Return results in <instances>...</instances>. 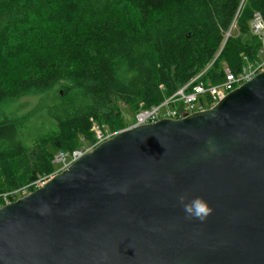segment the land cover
I'll use <instances>...</instances> for the list:
<instances>
[{
  "label": "water",
  "instance_id": "water-1",
  "mask_svg": "<svg viewBox=\"0 0 264 264\" xmlns=\"http://www.w3.org/2000/svg\"><path fill=\"white\" fill-rule=\"evenodd\" d=\"M0 264H264V71L212 108L118 130L1 206Z\"/></svg>",
  "mask_w": 264,
  "mask_h": 264
},
{
  "label": "trees",
  "instance_id": "trees-1",
  "mask_svg": "<svg viewBox=\"0 0 264 264\" xmlns=\"http://www.w3.org/2000/svg\"><path fill=\"white\" fill-rule=\"evenodd\" d=\"M240 1L51 0L55 5L47 6V21L59 26L47 30L41 0H0V105L34 90L46 93L33 115L56 127L43 135L22 130L28 117L0 118V167L5 169L0 201L4 193L53 172L56 152L92 144V117L117 131L134 121H124V105L136 113L141 101L146 107L160 104L213 59L203 80H221L223 65L238 70L241 54L254 56L258 46L249 21L264 10V0H247L238 33L215 58ZM54 40L55 49L56 42L47 43ZM49 144L56 149L50 154ZM15 162L24 164L23 178L13 171ZM26 172L32 177L22 181Z\"/></svg>",
  "mask_w": 264,
  "mask_h": 264
},
{
  "label": "built area",
  "instance_id": "built-area-1",
  "mask_svg": "<svg viewBox=\"0 0 264 264\" xmlns=\"http://www.w3.org/2000/svg\"><path fill=\"white\" fill-rule=\"evenodd\" d=\"M244 1V0H243ZM241 3H239L236 15L230 25L225 30L224 40L222 41L219 51L216 54L217 58L225 46V43L229 36L233 35V31L237 28V21L240 14ZM251 33L256 36L258 40L257 49L254 51V56L242 53V64L238 70L232 69L228 65H223L224 77L215 84L212 83L211 79L198 80L193 79L189 84L192 85L194 93L184 100V92L182 89H177L170 95H168L161 104H156L151 107H146L144 102H140L138 110L135 113L134 123L142 124L154 122L162 118H182L189 114L206 107L208 103H217L223 99L230 90L241 86L245 81L252 79L255 75L264 71V10H258L254 14L253 19L251 18ZM213 59L206 67H204L198 75H203L213 67ZM198 98H201V103H198ZM169 104V106H168ZM175 104V107L172 106ZM92 130L95 133V141L92 144H86L73 150H60L55 153L53 163L58 170L55 173L66 169L76 159L86 152H89L101 142L113 137L116 132L112 131L107 124L98 122L95 118H91ZM52 175L44 176L32 183L22 186L18 189L12 190L3 194L5 202H9L11 196H16L18 193H26L31 185H40L46 179Z\"/></svg>",
  "mask_w": 264,
  "mask_h": 264
},
{
  "label": "rangeland",
  "instance_id": "rangeland-1",
  "mask_svg": "<svg viewBox=\"0 0 264 264\" xmlns=\"http://www.w3.org/2000/svg\"><path fill=\"white\" fill-rule=\"evenodd\" d=\"M41 1H42L41 12H40V17L42 16L41 21L43 19V21L47 27V30L55 29L56 27L59 26V24H55L54 21H52V22L47 21V20H50V18H49V7H54L55 3L50 2L51 0H47V1L41 0ZM47 6H49V7H47ZM64 28L65 27L63 26V28L61 29V32H63V34L65 35L66 34L65 31H67V30ZM238 31L239 30L236 29V30H234V33L236 34V33H238ZM29 39H33L32 33L29 35ZM53 42H56V40L47 41V43L49 45ZM57 44H58V42L54 43L52 45V48L55 49ZM39 45L43 46L44 44H39ZM25 51H26V49L23 52H25ZM26 54L27 53H24V56ZM29 56H30V58L36 59L35 55L34 56L29 55ZM45 95H46V93H41L39 91L34 90L32 92H29V93L23 94L17 98H14L10 101L4 102L2 105H0V118L3 116L17 117V118L28 117V123L26 124V128H23L22 130H24L26 132H28V131L35 132V131L39 130L41 133H43V135H47V134H50L51 132H54L56 130V127L51 120H47L45 117L41 118L40 120H37L36 116L33 115L34 113H36L38 111L37 106H38V102L40 101V98L44 97ZM212 106H210V107H212ZM122 112H123L124 121L126 123H132V121L135 118V111L132 109V107L130 105H124L122 108ZM133 123H134V121H133ZM34 139H38V135H35ZM47 149H48L49 154L51 152L53 153L56 150L50 144H49V146H47ZM12 168L18 177H20V178L24 177L23 176L24 164L22 162L13 163ZM56 170H57V167H55L54 171L51 172L50 174H53ZM4 171H5V169L3 167H0V182H2V180L5 179V177H4L5 172ZM61 172H59V173H61ZM59 173H56V174L52 175L51 177H49L46 180V182L49 181L51 178H53L54 176H56ZM50 174H48V175H50ZM48 175H44V176H48ZM26 177H28V178H25L22 181H28L29 179H31L32 176L30 173L26 172ZM33 190H35V189H32V191ZM21 197H23V196H19L18 198H21ZM18 198H16V199H18ZM16 199H14V200H16Z\"/></svg>",
  "mask_w": 264,
  "mask_h": 264
},
{
  "label": "bare ground",
  "instance_id": "bare-ground-1",
  "mask_svg": "<svg viewBox=\"0 0 264 264\" xmlns=\"http://www.w3.org/2000/svg\"><path fill=\"white\" fill-rule=\"evenodd\" d=\"M246 1L247 0H241L240 1V3H241V9H240V14H241V12H242V9H243V7H244V5H245V3H246ZM238 10V9H237ZM258 11V10H257ZM237 12V11H236ZM256 13V11L254 12V14ZM254 14H253V16H252V19H253V17H254ZM236 15V14H235ZM235 17V16H234ZM234 19V18H233ZM233 21V20H232ZM238 22V21H237ZM249 27H250V31H251V19H250V21H249ZM234 32V31H233ZM232 36V35H231ZM230 37V36H229ZM228 37V38H229ZM261 73V72H260ZM256 76V75H255ZM254 76V77H255ZM223 77H224V73H223V76H222V79H223ZM193 79H198V80H203L202 78H201V75H197L195 78H193ZM192 79V80H193ZM192 80H190L189 82H187L186 84H184L183 86H181L179 89H182V88H184V87H186L184 90H183V92H184V100H186L188 97H190V95H192L193 93H194V89H193V87H192V85H190L189 83L192 81ZM251 80V79H250ZM249 81V80H248ZM245 82H247V81H245ZM244 82V83H245ZM213 83V82H212ZM243 83V84H244ZM213 84H215V83H213ZM242 84V85H243ZM240 87V86H239ZM238 88V87H237ZM236 89V88H235ZM235 89H232V90H230L231 92L233 91V90H235ZM230 91H229V93H230ZM228 93V94H229ZM227 94V95H228ZM167 97V96H166ZM165 97V98H166ZM165 100V99H164ZM163 100V101H164ZM162 101V102H163ZM161 102V103H162ZM219 102V101H218ZM217 102V103H218ZM160 103V104H161ZM198 103L200 104L201 103V98H198ZM217 103H208V104H206V107L205 108H203V109H201V110H205V109H208L210 106H214V105H216ZM168 106H169V104H168ZM172 106L173 107H175V104H172ZM212 106V107H213ZM212 107H210V108H212ZM167 118H171V117H167ZM171 119H178V118H171ZM160 120V119H159ZM158 121V120H157ZM155 122V121H154ZM149 123H151V122H149ZM142 124H145V123H142ZM132 125H136L135 123H133ZM137 125H140V124H137ZM129 127V126H128ZM57 170H58V167H57ZM56 170V171H57ZM64 170V169H63ZM63 170H61V171H63ZM55 171V172H56ZM61 171H59V172H61ZM59 172H57V173H59ZM56 174V173H55ZM51 175H54V173L53 174H51ZM58 175V174H57ZM44 177V176H43ZM55 177V176H54ZM42 178V177H41ZM40 179V178H39ZM52 179V178H51ZM38 180V179H37ZM47 180V179H46ZM46 180L42 183V184H40V185H38V186H36V185H31L30 187H29V189H28V191L26 192V193H18V194H16V196H11L10 197V201L9 202H5L4 201V198H3V195H2V201H0V207L1 206H4V205H6V204H9L10 202H12L14 199H16V198H18L19 196H23L24 197V195L26 196V195H28L29 193H31V191H32V189L31 188H33V189H36V188H38V187H40V186H42L45 182H46ZM36 181V180H35ZM34 191V190H33ZM5 194V193H4ZM22 198V197H21ZM19 199V198H18Z\"/></svg>",
  "mask_w": 264,
  "mask_h": 264
},
{
  "label": "clouds",
  "instance_id": "clouds-1",
  "mask_svg": "<svg viewBox=\"0 0 264 264\" xmlns=\"http://www.w3.org/2000/svg\"><path fill=\"white\" fill-rule=\"evenodd\" d=\"M179 201L183 205L184 212L189 219L197 218L200 221H204L212 211L202 197H194L189 200L185 194L179 197Z\"/></svg>",
  "mask_w": 264,
  "mask_h": 264
}]
</instances>
